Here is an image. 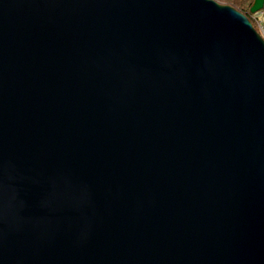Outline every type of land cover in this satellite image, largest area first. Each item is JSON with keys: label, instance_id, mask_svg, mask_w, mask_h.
I'll return each mask as SVG.
<instances>
[{"label": "water", "instance_id": "obj_1", "mask_svg": "<svg viewBox=\"0 0 264 264\" xmlns=\"http://www.w3.org/2000/svg\"><path fill=\"white\" fill-rule=\"evenodd\" d=\"M0 264H264L248 18L213 0H0Z\"/></svg>", "mask_w": 264, "mask_h": 264}, {"label": "trees", "instance_id": "obj_2", "mask_svg": "<svg viewBox=\"0 0 264 264\" xmlns=\"http://www.w3.org/2000/svg\"><path fill=\"white\" fill-rule=\"evenodd\" d=\"M216 3H219L221 5H227L238 11L239 13L243 14L248 18V20L251 22L252 26L256 29V23L255 20L261 19L264 21V4L262 10L259 12V17L256 18V14L250 13V7L252 6L253 0H213Z\"/></svg>", "mask_w": 264, "mask_h": 264}, {"label": "built area", "instance_id": "obj_3", "mask_svg": "<svg viewBox=\"0 0 264 264\" xmlns=\"http://www.w3.org/2000/svg\"><path fill=\"white\" fill-rule=\"evenodd\" d=\"M259 13L256 15V18L259 17ZM256 23V31L259 33L261 38L264 40V21L261 19L255 20Z\"/></svg>", "mask_w": 264, "mask_h": 264}]
</instances>
